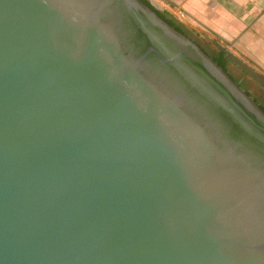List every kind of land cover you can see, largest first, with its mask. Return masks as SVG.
I'll return each mask as SVG.
<instances>
[{
	"label": "water",
	"instance_id": "water-1",
	"mask_svg": "<svg viewBox=\"0 0 264 264\" xmlns=\"http://www.w3.org/2000/svg\"><path fill=\"white\" fill-rule=\"evenodd\" d=\"M0 264H264V112L141 0H0Z\"/></svg>",
	"mask_w": 264,
	"mask_h": 264
},
{
	"label": "crops",
	"instance_id": "crops-1",
	"mask_svg": "<svg viewBox=\"0 0 264 264\" xmlns=\"http://www.w3.org/2000/svg\"><path fill=\"white\" fill-rule=\"evenodd\" d=\"M190 25L204 29L264 73V0H165Z\"/></svg>",
	"mask_w": 264,
	"mask_h": 264
},
{
	"label": "trees",
	"instance_id": "trees-1",
	"mask_svg": "<svg viewBox=\"0 0 264 264\" xmlns=\"http://www.w3.org/2000/svg\"><path fill=\"white\" fill-rule=\"evenodd\" d=\"M154 10L157 15L178 32L193 41L208 57L219 65L225 73L242 88L264 112V78L258 77L242 61L235 58L218 40L208 38L189 28L173 13L165 9L154 8L149 0H141ZM260 81H257V80Z\"/></svg>",
	"mask_w": 264,
	"mask_h": 264
},
{
	"label": "rangeland",
	"instance_id": "rangeland-1",
	"mask_svg": "<svg viewBox=\"0 0 264 264\" xmlns=\"http://www.w3.org/2000/svg\"><path fill=\"white\" fill-rule=\"evenodd\" d=\"M150 3H152L157 9H165V10H168L170 11L171 13H173L181 22L185 23L189 28L195 30L196 32L198 33H201L202 35H205L207 36L208 38L210 39H215V37H213L210 33H208L207 31H205L204 29H197V28H194L190 25V23H188L186 20H184L182 17H180V15L177 13V11L171 6L169 5L165 0H149ZM217 40V39H215ZM221 43V42H220ZM223 44V43H221ZM225 45V44H224ZM227 48V47H226ZM227 50L235 57L237 58L238 60L242 61V63L244 65H246L247 68H250L252 70V73L253 74H256V75H260L261 77L264 78V73L263 71H261L260 69H258L256 66L252 65L251 63L245 61V59H243V57H240L236 54H233L228 48ZM257 81H260L259 79Z\"/></svg>",
	"mask_w": 264,
	"mask_h": 264
},
{
	"label": "flooded vegetation",
	"instance_id": "flooded-vegetation-1",
	"mask_svg": "<svg viewBox=\"0 0 264 264\" xmlns=\"http://www.w3.org/2000/svg\"><path fill=\"white\" fill-rule=\"evenodd\" d=\"M258 77H261L260 75H257Z\"/></svg>",
	"mask_w": 264,
	"mask_h": 264
}]
</instances>
